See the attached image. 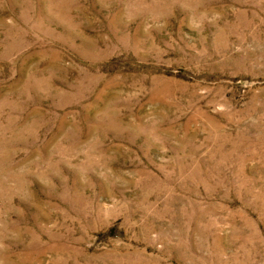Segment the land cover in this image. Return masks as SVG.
Returning a JSON list of instances; mask_svg holds the SVG:
<instances>
[{
	"label": "rangeland",
	"instance_id": "obj_1",
	"mask_svg": "<svg viewBox=\"0 0 264 264\" xmlns=\"http://www.w3.org/2000/svg\"><path fill=\"white\" fill-rule=\"evenodd\" d=\"M0 264H264V0H0Z\"/></svg>",
	"mask_w": 264,
	"mask_h": 264
}]
</instances>
